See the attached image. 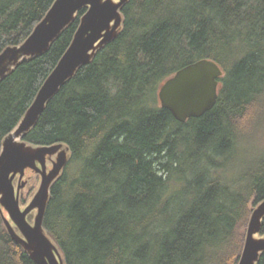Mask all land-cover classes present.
<instances>
[{
  "label": "trees",
  "instance_id": "1",
  "mask_svg": "<svg viewBox=\"0 0 264 264\" xmlns=\"http://www.w3.org/2000/svg\"><path fill=\"white\" fill-rule=\"evenodd\" d=\"M54 2L0 0V54L24 42ZM87 8L1 80L0 152ZM121 11L119 34L23 137L69 147L44 227L66 264H238L250 205L264 200V148L255 140L264 126V0H128ZM201 58L223 68L218 100L180 122L158 89ZM0 264H35L1 210Z\"/></svg>",
  "mask_w": 264,
  "mask_h": 264
},
{
  "label": "water",
  "instance_id": "2",
  "mask_svg": "<svg viewBox=\"0 0 264 264\" xmlns=\"http://www.w3.org/2000/svg\"><path fill=\"white\" fill-rule=\"evenodd\" d=\"M128 0H55L45 17L24 42L8 46L0 54V82L23 60L43 54L60 33L88 7L73 40L55 69L40 88L17 127L2 142L0 152V210L12 239L20 244L35 264H66L61 250L44 227L52 184L66 167L70 152L64 143L35 146L23 137L35 126L49 100L77 70L90 63L99 48L112 41L123 24L122 7ZM223 68L213 59L201 58L184 65L168 77L158 90L161 106L180 122L200 117L218 100ZM55 159H53V157ZM52 162L48 168L47 162ZM28 170L41 175V184L23 209L21 190L27 185ZM15 179H18L17 186ZM9 215L7 217L4 213ZM36 211L34 221L28 216ZM264 200L253 210L238 264H257L264 252Z\"/></svg>",
  "mask_w": 264,
  "mask_h": 264
},
{
  "label": "rangeland",
  "instance_id": "3",
  "mask_svg": "<svg viewBox=\"0 0 264 264\" xmlns=\"http://www.w3.org/2000/svg\"><path fill=\"white\" fill-rule=\"evenodd\" d=\"M255 140H256L258 146L264 148V126L260 128L258 134L255 137ZM55 157L56 156H54L53 159H55ZM47 165H48V168H52V162L50 160L47 162ZM25 178H29V181H28L27 185L25 186V188H23L21 190V206L23 209L30 203V201L32 200V198L36 194V192L38 191L40 184H41V175L35 173L34 171L28 170ZM17 182H18V179H15V185L16 186H17ZM256 206L257 205H250V209L253 211ZM4 213L7 217H9V215L6 211H4ZM35 215H36V211H33L28 216V219L31 222H33ZM1 226L4 227L3 223L1 224ZM245 231H247V226H246ZM256 236L260 237L263 235L258 234Z\"/></svg>",
  "mask_w": 264,
  "mask_h": 264
}]
</instances>
